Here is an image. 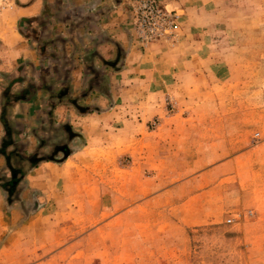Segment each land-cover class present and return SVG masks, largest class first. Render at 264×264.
Instances as JSON below:
<instances>
[{"label":"crops","instance_id":"crops-1","mask_svg":"<svg viewBox=\"0 0 264 264\" xmlns=\"http://www.w3.org/2000/svg\"><path fill=\"white\" fill-rule=\"evenodd\" d=\"M16 1L17 18L44 23L34 42L39 44L44 34L48 37L42 50L39 45L14 50L16 57L30 54L32 62L25 66L32 75L14 84L38 85L40 79L46 83L10 104L3 95L0 56V264H48L65 255L67 261L77 257L83 241L60 235L69 227L65 215L120 211L85 207V190H116L128 205L125 210L131 209L134 167L148 161L156 171L145 176L143 180L151 184L138 193L158 199L169 192L164 187L169 178L171 214L186 226L209 222L214 213L207 210V189L195 191L194 182L218 171L219 163L207 168V158L224 137H211L207 123L167 125L181 117V100H195L194 87L205 71L222 70L223 65L215 66L210 56L204 57L209 67L202 63L195 48L198 39L221 37L223 32L186 25L192 7L207 0H159L183 14L184 26L175 38L147 45L138 42L132 25L136 0ZM52 23L59 30L54 35L46 30ZM15 62H10L9 73L20 69ZM55 71L63 75L47 79ZM51 85L54 90L62 88L53 91ZM169 99L175 102L174 114L167 113ZM4 102L11 126L5 124ZM47 115V125L40 128L18 124ZM151 119L159 120L156 128L149 126ZM117 164L118 169L109 173L108 168ZM32 199L43 203L29 207ZM70 226L78 230L82 224L74 221Z\"/></svg>","mask_w":264,"mask_h":264},{"label":"rangeland","instance_id":"rangeland-1","mask_svg":"<svg viewBox=\"0 0 264 264\" xmlns=\"http://www.w3.org/2000/svg\"><path fill=\"white\" fill-rule=\"evenodd\" d=\"M15 7L0 5V56L4 64L2 89L10 104L17 101L18 96H26L46 83L40 79L38 85L14 84L25 75H32V70L25 67L26 62L32 63L30 54L27 58L16 57L14 50L45 45L48 37L44 34L45 37L36 44L33 37L39 36L44 23L29 25L17 18ZM209 10L211 16L207 15ZM182 17L183 14L178 17L179 27L184 26ZM188 18L186 25L191 28L223 32L221 37L198 39L200 44L195 48L202 63L207 65L204 57L210 56L215 66H223L217 73L209 69L205 71L194 87L195 100H181L179 105L183 111L178 114L181 117L175 118L174 122L170 120L167 125L207 123L211 137H224L225 142L216 144L207 158V168L218 163L220 168L211 176L208 174L207 180L194 182L195 191L207 189V210L214 213L212 219L190 226L180 223L171 214L174 199L171 192L173 182L169 178L164 180V187L169 191L164 196L158 199H152L150 194L142 197L138 189L145 192L144 186L151 182L143 179L151 176V172L154 174L156 167L149 163L151 161L141 164L144 166L136 164L137 180L133 183L136 191L131 197L133 207L126 211L128 205L119 198L122 194L116 190H85L82 201L85 207L100 206L120 211L115 214L65 215L69 227L60 235L68 239L78 236L83 244L78 246L77 257L67 261L65 255L48 264H264V0H207L192 7ZM46 30L53 35L59 31L53 23L48 24ZM166 38L170 37L162 39ZM15 59L17 65L20 63L17 66L20 69L9 73L10 62ZM231 66L232 69L227 68ZM57 74L55 71L51 76L47 75V79ZM62 85L66 86L65 83ZM60 88L54 90L51 85L53 91H60ZM165 105L167 113H176L175 102L169 99ZM6 106L4 102L3 116L5 124L11 126ZM25 114L22 110L21 115ZM47 119L48 115L47 118L39 117L38 121L34 118L30 122L20 120L18 124H33L40 128L47 125ZM158 124V119L149 120L151 128ZM117 166L112 165L108 172L110 169L115 172ZM201 167L196 166L197 169ZM118 171L121 174L123 170ZM97 193L99 195L95 198ZM41 203L43 201L33 202L32 199L27 205L33 207ZM31 216L35 218L38 214ZM40 216L43 218L44 215ZM228 218L232 220L228 222ZM74 221H79L82 227L76 230L70 226Z\"/></svg>","mask_w":264,"mask_h":264},{"label":"built area","instance_id":"built-area-1","mask_svg":"<svg viewBox=\"0 0 264 264\" xmlns=\"http://www.w3.org/2000/svg\"><path fill=\"white\" fill-rule=\"evenodd\" d=\"M16 0H0V5L11 7ZM133 26L137 39L142 45L150 44L165 37H175L179 29L177 10L168 9L159 0H136L132 6ZM232 219L228 218L230 222Z\"/></svg>","mask_w":264,"mask_h":264},{"label":"trees","instance_id":"trees-1","mask_svg":"<svg viewBox=\"0 0 264 264\" xmlns=\"http://www.w3.org/2000/svg\"><path fill=\"white\" fill-rule=\"evenodd\" d=\"M25 21H27V23L29 24V25H31V26H33V24H31L30 22H29V18H25L24 19ZM32 37V36H31ZM36 37V36H35ZM35 37H33V38H35ZM46 45V44H45ZM45 45H41V46H39V48L42 50V49H44L45 48ZM24 94L26 93V91L25 92H23Z\"/></svg>","mask_w":264,"mask_h":264}]
</instances>
